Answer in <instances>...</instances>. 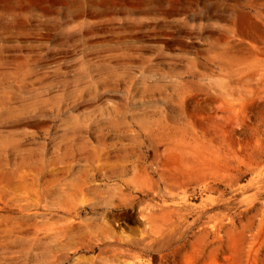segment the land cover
Masks as SVG:
<instances>
[{
  "label": "rangeland",
  "instance_id": "rangeland-1",
  "mask_svg": "<svg viewBox=\"0 0 264 264\" xmlns=\"http://www.w3.org/2000/svg\"><path fill=\"white\" fill-rule=\"evenodd\" d=\"M0 264H264V0H0Z\"/></svg>",
  "mask_w": 264,
  "mask_h": 264
}]
</instances>
